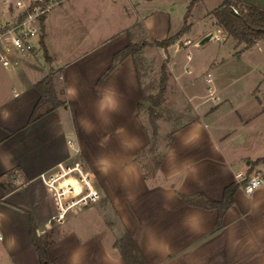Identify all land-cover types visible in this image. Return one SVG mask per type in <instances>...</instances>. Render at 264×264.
Listing matches in <instances>:
<instances>
[{"label": "crops", "instance_id": "crops-1", "mask_svg": "<svg viewBox=\"0 0 264 264\" xmlns=\"http://www.w3.org/2000/svg\"><path fill=\"white\" fill-rule=\"evenodd\" d=\"M125 2L134 9L136 22L117 34L106 32L100 42L92 43L87 56L72 63L67 59L63 68L52 52L51 41L65 21L69 7H58L43 24L50 72L36 65L35 56L21 59L20 67L15 70L3 71L10 79L0 81V264H39L28 213L33 216L36 233L47 240L45 254L51 264H69L71 253L77 249L82 253V264H126L115 244L124 230L132 234L148 264H264V184L249 198L241 189L238 177L239 172H249L264 162V106L258 103L239 111L236 104L229 102L233 116L226 123L206 121L207 114L217 111L216 106L204 112L207 113L204 117L197 113L198 119L174 128L172 141L150 178L144 177L134 162L121 161L117 175H111V169L104 166L107 171H103L102 196L92 205L108 213H83L82 209L69 213L63 223L49 222L54 205L40 175L68 157L66 143L62 149L54 142L64 134L62 110L71 113L75 126L80 121L78 104L86 105L91 114L103 115L108 121L133 122L134 127L140 123L136 116L140 88L130 56L117 63L96 86L112 55L128 43L127 30L140 29L150 39H163L154 36L148 22L155 15L156 0ZM242 2L264 9V0ZM83 6L78 4L69 13L76 15ZM211 12L208 15L213 18ZM192 16L189 11V25ZM92 24L97 25L98 21ZM50 73L54 75V84L63 82L67 103L28 123L39 98L34 84ZM110 88L116 92L115 108L104 100ZM123 127L117 130L126 131ZM190 130H198L199 138L186 143ZM134 131L133 137L143 143L144 132ZM142 143L133 149H123L125 157L140 149ZM244 145H249V150L245 151ZM245 154H248L246 158ZM231 183L238 186L219 228L216 209L189 205L182 199V196L202 195L219 201L224 188ZM69 186L73 195L81 190L72 175L60 179V188ZM189 213L201 214L202 231L192 232L185 226L183 221ZM149 236L166 243L168 249L159 245L162 252L150 250Z\"/></svg>", "mask_w": 264, "mask_h": 264}, {"label": "rangeland", "instance_id": "rangeland-1", "mask_svg": "<svg viewBox=\"0 0 264 264\" xmlns=\"http://www.w3.org/2000/svg\"><path fill=\"white\" fill-rule=\"evenodd\" d=\"M156 1L155 15L148 21L150 28L157 38H164L168 31L170 33L166 37H171L181 29L183 16L190 0ZM221 1H198L190 9L193 15L189 17L190 25L187 19L186 30L177 35L173 43L164 48L145 44L138 52L143 59L139 70L144 89L158 98L159 104L154 108L157 114L156 136L153 135L147 107L136 113L141 127L138 122L134 127L133 122L108 121L103 115L91 114L89 107L82 104H78L76 108L80 121L75 126L71 113L67 109L62 110L64 134L63 137L54 139L55 145H60L59 147L63 149L62 145L66 143L69 154L63 160L65 162L69 161V157L74 153L73 150L77 149V157L90 171L93 183L99 190V200L104 182L103 170L97 165L101 156L107 157L105 167L111 169V175L112 173L117 175V167L122 163L121 161H130L137 164L144 177L150 178L155 168L154 160L164 153L168 145L167 133L193 119H198L197 113L204 117L207 114L204 112L216 106L217 111L207 114L206 121L226 123L229 122V117L233 116L229 102L236 104L239 111H244L243 108L251 104L258 103L264 106V37L258 39L252 46L244 48L243 43H238L228 36L214 22V18L208 15L209 11L218 7ZM231 1L237 4L243 3L242 0ZM78 4L81 7L84 4L82 10L76 15L70 14V9L77 8ZM63 5L69 7V10L66 11L68 13L65 15V21L58 26V31L52 36L54 39L51 41L52 52L57 62L61 63L60 68L65 67L68 61H70L68 63L77 62L87 56L91 51L92 43L100 42L106 32L111 35L117 34L136 22V13L125 0H82V2L66 0L61 6ZM126 11L127 15L124 13ZM96 21H98L97 25L92 24ZM132 32L137 42H146L150 39L143 30L133 29ZM210 32L216 34L218 38L212 37L198 45L197 42ZM184 38H189L196 45H185ZM43 54V48L40 47L33 59L37 58L36 65H40L49 73L50 59L46 60ZM3 71L0 66V81L2 79L8 81L9 76L4 75ZM207 74L211 77L210 85L214 96L218 97L217 101H213L208 94V85L205 82ZM62 83L56 85L53 81L57 92L61 90L64 92ZM60 97L65 99L64 93ZM147 104L145 103V106ZM119 126H124L122 129L126 131H118ZM137 129L142 130L146 135L143 143L133 137L134 130ZM69 138H73L72 149L68 146ZM231 138L226 139L224 148ZM154 140L156 146L152 151L149 147ZM141 143L144 145L140 149L134 152L132 150L129 157H125L123 149L139 146ZM248 146L244 145L245 151L249 150ZM247 155L245 154V158ZM86 207L83 208V213H108L92 204Z\"/></svg>", "mask_w": 264, "mask_h": 264}, {"label": "trees", "instance_id": "trees-1", "mask_svg": "<svg viewBox=\"0 0 264 264\" xmlns=\"http://www.w3.org/2000/svg\"><path fill=\"white\" fill-rule=\"evenodd\" d=\"M198 0H190L188 4L187 12L184 15V21L181 29L176 32L171 37H165L163 39H150L149 41L137 42L134 40V33L130 30H127L128 43L118 51H116L111 57V63L107 67V69L102 73V75L96 81V86H99L103 79L113 70L117 63L122 61L127 56H130L133 61L135 73L137 76V80L140 88V101L137 104V109L140 110L142 108L147 107L149 114V121L153 126V135L156 136L157 133V125L155 120L157 119V114L155 111L156 105H158V98L152 93L146 92L144 89L143 83L141 82L139 65L142 64V58L138 55V52L142 49L145 44L154 45L157 47H167L171 43H173V39L179 35L184 33L186 30L188 14L191 7ZM234 5L238 8V13H234L229 5ZM240 4V5H239ZM234 3L231 0H222L221 4L212 10L211 14L215 19V23L224 30L228 36H231L238 43H243L244 48H248L252 46L258 39L264 37V9L258 6L249 4V3ZM189 25V24H188ZM185 28V29H184ZM189 28V27H188ZM40 47L43 48V55L46 60H49L46 49L43 44V34L40 36ZM34 87L39 93V98L35 103L31 114L28 119V123H31L44 114L49 113L50 111L63 106L67 103V101L60 97L62 93L57 92L53 86V73L47 74L38 80ZM145 103H148L145 106ZM174 129L167 133L168 144L172 141V132ZM156 141L151 143L149 149L152 151L155 148ZM163 158V154L154 160L155 168L159 166ZM3 184L4 190H7L8 187ZM238 184L231 183L227 185L223 190L222 199L219 201L209 200L204 198L202 195L195 196H182V199L185 203L193 206H199L202 208H213L217 211V225L219 228L221 224L222 216L225 210L229 205L233 203V195ZM11 188V187H9ZM29 215L30 222V233L33 244L36 248L37 255L39 258V264H51L48 257L45 254V245L47 240H45L43 235H38L36 233V224L34 222L33 216L31 213ZM116 246L119 248L120 254L124 259L126 264H148L141 250L139 249L137 243L135 242L132 234L124 230L121 236L115 242Z\"/></svg>", "mask_w": 264, "mask_h": 264}, {"label": "built area", "instance_id": "built-area-1", "mask_svg": "<svg viewBox=\"0 0 264 264\" xmlns=\"http://www.w3.org/2000/svg\"><path fill=\"white\" fill-rule=\"evenodd\" d=\"M66 0H0V66L5 70H15L20 67L21 59L33 58L40 48V36L43 32L45 19ZM234 13L238 9L229 5ZM214 38H218L213 34ZM185 45H196L189 38H184ZM189 58V57H188ZM190 72L189 69H187ZM207 91L213 101L218 100L214 96L211 87V77H205ZM73 143L72 140L69 141ZM69 157V161H61L54 170L44 172L40 179L49 191L54 211L49 218L51 223H63L69 213H76L84 207L97 202L100 193L94 185L90 171L86 169L82 160L77 157V149ZM67 161V160H66ZM72 175L80 183L81 190L73 195L71 186L60 188V179ZM240 185L243 192L252 188L255 191L264 184V162L261 166L251 169L249 172H239ZM2 235L0 234V240Z\"/></svg>", "mask_w": 264, "mask_h": 264}, {"label": "clouds", "instance_id": "clouds-1", "mask_svg": "<svg viewBox=\"0 0 264 264\" xmlns=\"http://www.w3.org/2000/svg\"><path fill=\"white\" fill-rule=\"evenodd\" d=\"M73 91L74 90L71 89V92ZM106 91H107V94L104 96L105 102L113 108L117 107L118 101L115 99V96H116L115 90L110 88V89H107ZM198 138H199L198 130H190L185 138V142L189 143L194 140H197ZM106 163H107V157L105 156H101L97 161V165H99L101 170L103 171H107V169L104 167ZM245 192L246 194L249 195V198H250V194L253 192V189L248 188L245 190ZM183 222L185 226L192 232L202 231L203 220H202V216L200 213H189L188 215H186ZM83 238L86 239V237H83ZM152 241H156L157 246L155 247L152 246ZM159 245H162L164 249H168V245L166 243H164L163 241L157 240L155 237L149 236L148 246L150 250L162 252V248ZM81 257H82L81 251L79 249L74 250L69 257V264H82Z\"/></svg>", "mask_w": 264, "mask_h": 264}, {"label": "water", "instance_id": "water-1", "mask_svg": "<svg viewBox=\"0 0 264 264\" xmlns=\"http://www.w3.org/2000/svg\"><path fill=\"white\" fill-rule=\"evenodd\" d=\"M212 37V33H208L207 35H205L204 37H202L198 42L197 44L200 45V44H203L204 42H206L207 40H209L210 38Z\"/></svg>", "mask_w": 264, "mask_h": 264}, {"label": "snow or ice", "instance_id": "snow-or-ice-1", "mask_svg": "<svg viewBox=\"0 0 264 264\" xmlns=\"http://www.w3.org/2000/svg\"><path fill=\"white\" fill-rule=\"evenodd\" d=\"M123 133V132H122ZM152 246H157V243H156V241H152Z\"/></svg>", "mask_w": 264, "mask_h": 264}]
</instances>
